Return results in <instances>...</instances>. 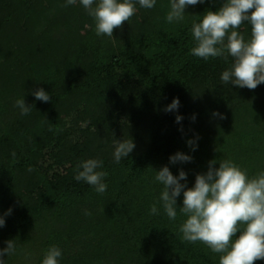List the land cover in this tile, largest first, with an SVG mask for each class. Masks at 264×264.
<instances>
[{"label": "trees", "instance_id": "1", "mask_svg": "<svg viewBox=\"0 0 264 264\" xmlns=\"http://www.w3.org/2000/svg\"><path fill=\"white\" fill-rule=\"evenodd\" d=\"M133 2L136 14L108 37L97 36L79 0H0V215L12 210L0 248L16 245L5 264H42L53 245L60 264H219L203 243L182 241L183 191L170 220L156 171L183 170L188 188L211 160L218 168L230 159L249 176L264 171V83L226 84L231 56L191 54L193 23L225 0L188 6L178 23L166 22L170 0L151 9ZM237 30L251 38L247 22ZM40 88L49 102L33 95ZM23 97L32 106L24 116ZM174 98L178 109L165 111ZM129 139L135 147L117 163V142ZM178 152L191 161L171 163ZM88 159L108 173L103 194L74 178Z\"/></svg>", "mask_w": 264, "mask_h": 264}, {"label": "clouds", "instance_id": "2", "mask_svg": "<svg viewBox=\"0 0 264 264\" xmlns=\"http://www.w3.org/2000/svg\"><path fill=\"white\" fill-rule=\"evenodd\" d=\"M205 0H170L166 22H181L185 9L204 3ZM77 0H66V5H75ZM87 14L95 22L97 36L113 37L115 29L122 28L137 11L133 0H79ZM140 7L151 9L156 0H138ZM245 22L251 26V38L245 41L237 30ZM191 33L195 47L191 54L207 61L209 58L222 57L225 61L233 58L232 66L223 71L221 81L250 90L264 83V0H225L217 11H206L199 22H194ZM37 100L49 102L50 95L40 88L33 92ZM16 107L22 116L31 112L32 106L25 103L24 97L17 99ZM179 99L174 98L165 111L178 109ZM182 117L177 116L179 122ZM223 119V116H221ZM188 145L195 150V142ZM135 144L132 139L118 141L114 158L129 157ZM15 154L13 153V156ZM192 157L176 153L169 157L171 163L189 162ZM102 161L88 159L77 165V181H84L103 194L107 185L103 178L107 172L97 171ZM209 161L208 171L197 174L193 187H186V173L181 170L174 176L167 166L156 171L155 180L164 187L160 195L163 209L170 220L177 217L176 199L183 191V206L179 208L185 220L180 226L182 241L195 244L201 242L213 253L220 254L219 264H255L264 260V171L249 176L230 159ZM31 170V169H29ZM0 215V228L5 225L4 215ZM150 214H158L156 204ZM85 215H91L85 212ZM239 232L238 238L236 234ZM16 251L14 240L7 241L6 248H0V264H5V255ZM62 252L59 247L50 246L43 257L42 264H60Z\"/></svg>", "mask_w": 264, "mask_h": 264}, {"label": "rangeland", "instance_id": "3", "mask_svg": "<svg viewBox=\"0 0 264 264\" xmlns=\"http://www.w3.org/2000/svg\"><path fill=\"white\" fill-rule=\"evenodd\" d=\"M19 264H22V263H19Z\"/></svg>", "mask_w": 264, "mask_h": 264}]
</instances>
